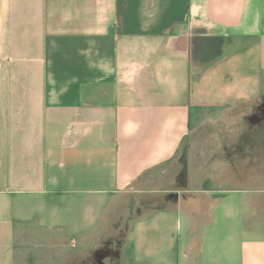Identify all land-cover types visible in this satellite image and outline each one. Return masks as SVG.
Here are the masks:
<instances>
[{"label":"crops","instance_id":"0c3cea01","mask_svg":"<svg viewBox=\"0 0 264 264\" xmlns=\"http://www.w3.org/2000/svg\"><path fill=\"white\" fill-rule=\"evenodd\" d=\"M112 224L120 264H264V0H0V264Z\"/></svg>","mask_w":264,"mask_h":264},{"label":"rangeland","instance_id":"374dc122","mask_svg":"<svg viewBox=\"0 0 264 264\" xmlns=\"http://www.w3.org/2000/svg\"><path fill=\"white\" fill-rule=\"evenodd\" d=\"M125 232L123 228L119 226L110 225L108 229H106V236L102 239L101 242L95 244L94 257L91 259H86V264H120L121 256L123 255V248L119 246V243L116 242V239L113 237L114 235L122 234ZM119 237V236H118ZM68 243V251L72 253H76L80 249V244L78 242ZM60 251H55L53 255V264H82L84 261H79L78 257H65L66 255H60ZM75 261V263H74ZM62 262V263H61Z\"/></svg>","mask_w":264,"mask_h":264}]
</instances>
